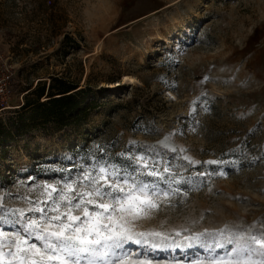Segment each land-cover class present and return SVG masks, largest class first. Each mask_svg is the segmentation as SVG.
<instances>
[{
	"label": "rangeland",
	"instance_id": "1",
	"mask_svg": "<svg viewBox=\"0 0 264 264\" xmlns=\"http://www.w3.org/2000/svg\"><path fill=\"white\" fill-rule=\"evenodd\" d=\"M54 76L99 105L82 124L0 148L5 208L27 209L44 185L135 155L169 168L145 177L159 185L158 207L132 224L167 237H148L161 245L150 264H209L212 253L187 237L211 246L264 232V0H0V120Z\"/></svg>",
	"mask_w": 264,
	"mask_h": 264
},
{
	"label": "snow or ice",
	"instance_id": "2",
	"mask_svg": "<svg viewBox=\"0 0 264 264\" xmlns=\"http://www.w3.org/2000/svg\"><path fill=\"white\" fill-rule=\"evenodd\" d=\"M121 156L130 165L101 164L94 173L65 179L59 189L46 184L43 199L36 203L29 200L27 209H7L0 197V223L20 226L12 232L0 229V264H150L149 251L161 245L148 237H167L159 232H136L132 224L158 207L154 198L159 185L145 177L163 180L169 168L161 172L145 156ZM185 240L188 246L199 243L210 251L209 264H264V232L232 233L211 246L199 236ZM129 244L149 248L143 254H133L126 247ZM214 249L224 251L220 254ZM196 264H203V260L198 257Z\"/></svg>",
	"mask_w": 264,
	"mask_h": 264
},
{
	"label": "trees",
	"instance_id": "3",
	"mask_svg": "<svg viewBox=\"0 0 264 264\" xmlns=\"http://www.w3.org/2000/svg\"><path fill=\"white\" fill-rule=\"evenodd\" d=\"M68 39V34L64 39ZM86 88H78L73 81L60 76L51 78L50 83L38 81L28 91L21 111L7 123L0 120V148L29 135L34 129H43L53 134L65 127L82 124L90 111L99 104L96 99L84 97Z\"/></svg>",
	"mask_w": 264,
	"mask_h": 264
},
{
	"label": "bare ground",
	"instance_id": "4",
	"mask_svg": "<svg viewBox=\"0 0 264 264\" xmlns=\"http://www.w3.org/2000/svg\"><path fill=\"white\" fill-rule=\"evenodd\" d=\"M130 79H132V80H133V78H131V77H130Z\"/></svg>",
	"mask_w": 264,
	"mask_h": 264
}]
</instances>
